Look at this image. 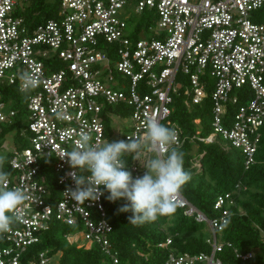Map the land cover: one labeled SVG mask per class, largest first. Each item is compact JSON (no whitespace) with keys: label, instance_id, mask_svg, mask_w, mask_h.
Masks as SVG:
<instances>
[{"label":"built area","instance_id":"2783aa9c","mask_svg":"<svg viewBox=\"0 0 264 264\" xmlns=\"http://www.w3.org/2000/svg\"><path fill=\"white\" fill-rule=\"evenodd\" d=\"M131 1L134 13L148 9L154 17L130 30L126 8ZM29 3L0 0V154H7L8 187H19L29 197L20 206L22 218L1 233L0 264H59V251L27 253L53 222L69 226L66 243L96 245L107 257L102 264H121L110 244L104 186L96 200L73 201L70 174L87 173L61 155L83 133L93 145L112 142L114 117L131 121L115 140L143 135L146 119L161 123L168 118L172 93L183 86L186 102L200 103L209 88L212 103L211 133L202 137L197 130L190 140L210 142L221 135L241 150L243 166L249 168L264 127V0L259 6L258 0H59L55 17L39 23L34 15L27 17ZM23 71L35 72L40 80L27 98L20 91ZM12 86L22 93L25 113L20 117ZM229 104L235 109L224 122ZM173 128L179 130L181 146L188 136ZM10 132L11 147L5 142ZM153 155L147 149L138 159L130 153L133 178L143 176V164ZM175 199L185 215L207 223L211 251H175L168 236L158 244L168 248L162 264H228L216 252L223 245L218 233L230 214L231 194L218 195L213 205L218 215L210 218L180 191ZM77 235L79 240L71 239ZM235 253L242 260L253 255Z\"/></svg>","mask_w":264,"mask_h":264},{"label":"trees","instance_id":"16d2710c","mask_svg":"<svg viewBox=\"0 0 264 264\" xmlns=\"http://www.w3.org/2000/svg\"><path fill=\"white\" fill-rule=\"evenodd\" d=\"M56 9L57 0L53 3L48 0H30L26 14L29 18L34 15V22L39 23L55 17ZM184 88L182 86L176 93H172V111L168 118L161 122L169 128L176 125L181 130L182 137L188 136L180 146V151L184 153L183 168L191 173V180L183 185L180 192L209 218L218 215L213 208L218 195L230 193L233 203L229 206L228 224L218 233L223 245L216 252V256L228 264H264V127L261 129L255 162L245 169L241 150L231 146L221 135H217L210 142L190 140V136L197 130L202 137L211 133L212 103L209 88L206 90V96L197 104L186 102L188 95ZM10 90L11 97L15 98L13 107L19 109L20 117L25 113L22 93L15 86ZM234 109L235 105H227L224 122H227ZM196 118L199 119L198 123L194 122ZM196 143H199L197 151L204 146L203 151L195 155L199 166L193 164L192 157L193 145ZM123 158L127 170L131 172L130 153H126ZM3 171L11 172L7 161ZM108 196L109 192L104 189V206L107 219L112 224L110 244L121 264H162L168 248H161L158 244L168 236L172 239L170 249L175 251H211L208 242L210 232L208 230L209 235L205 237L202 231L205 222H198L185 215L180 207H177L171 216H159L154 222L134 224L129 222L131 211H120L127 201L124 198L110 201ZM168 222H171L169 226ZM68 229L67 225L53 222L44 232L42 241L31 245L27 253L33 255L46 248L50 253L59 251V264H102L107 259L96 245L84 248L66 243L63 234ZM235 249L241 253L251 251L253 255L242 260L237 257Z\"/></svg>","mask_w":264,"mask_h":264},{"label":"clouds","instance_id":"9594fccd","mask_svg":"<svg viewBox=\"0 0 264 264\" xmlns=\"http://www.w3.org/2000/svg\"><path fill=\"white\" fill-rule=\"evenodd\" d=\"M19 79L20 91L26 98L40 83L38 74L30 71L21 72ZM144 129L143 135L107 141L102 145H93L87 133L80 135L72 150L61 155V158L67 157L72 168L87 173L70 174L75 183V188L68 190L73 201L83 204L85 200L98 199L103 194L99 186L103 185L109 192L108 200L124 198L127 201L120 211H131V223L154 222L159 216L175 213V197L191 180V173L183 168L184 153L180 151L179 130L169 128L154 118L145 120ZM142 149L154 152L155 156L143 164L147 169L143 176L133 178L123 157L126 153H134L138 159ZM6 160L7 156L0 154V233L8 232L10 226L22 218L20 206L29 199L21 188L8 187L9 173L3 171ZM227 224L228 221L224 220V225Z\"/></svg>","mask_w":264,"mask_h":264},{"label":"rangeland","instance_id":"374dc122","mask_svg":"<svg viewBox=\"0 0 264 264\" xmlns=\"http://www.w3.org/2000/svg\"><path fill=\"white\" fill-rule=\"evenodd\" d=\"M49 2L53 3L55 0H48ZM59 0H57V7L59 6L58 4ZM135 2L131 1L130 5L127 6L126 10L128 12L131 13L130 18L127 21L128 24V29H134L136 26V23L138 21H140L141 23H144L146 21L152 20V18L154 17L152 15V12L149 11L148 9H146L141 15H138L136 13L133 12V6H134ZM261 13H256L257 17H261ZM131 121L129 120V116H126L125 118L123 117H114L110 119V129H113L114 131V136L112 137V142L113 141H117L115 140V137H118V135H122L124 132L129 130V125H130ZM18 138V137H17ZM13 140H14V134L12 132H10L6 137H5V142L7 143V145L9 147L12 146L13 144ZM199 147V143H196L193 145V151H192V157L193 160H195V155L200 154L201 151H203L204 146H201L200 149L197 151V148ZM224 148H227L226 145H223ZM1 154L3 155H7L6 151L3 150L1 152ZM154 158V155H153ZM54 177H57V174H53ZM171 224V222H168V226ZM209 230L207 223L205 222V228L202 230L204 231L203 235L205 237H207L209 235V233H207V231ZM220 237V234L218 235ZM222 236V235H221ZM71 239H75V240H79L80 239V235H77L75 238H71ZM83 240H80V242H82Z\"/></svg>","mask_w":264,"mask_h":264}]
</instances>
